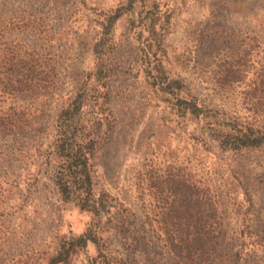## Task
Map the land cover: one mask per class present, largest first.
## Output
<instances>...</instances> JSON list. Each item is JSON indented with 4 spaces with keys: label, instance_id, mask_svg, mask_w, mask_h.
Wrapping results in <instances>:
<instances>
[{
    "label": "rangeland",
    "instance_id": "1",
    "mask_svg": "<svg viewBox=\"0 0 264 264\" xmlns=\"http://www.w3.org/2000/svg\"><path fill=\"white\" fill-rule=\"evenodd\" d=\"M0 16V48L41 71L29 95L10 94L0 74V264H49L90 230L102 251L88 241L71 264H264V150L202 144V122L174 107L195 97L253 116L244 100L264 79V0H0ZM79 90L103 117L100 220L61 200L47 157L56 115ZM176 184L187 185V210Z\"/></svg>",
    "mask_w": 264,
    "mask_h": 264
},
{
    "label": "trees",
    "instance_id": "2",
    "mask_svg": "<svg viewBox=\"0 0 264 264\" xmlns=\"http://www.w3.org/2000/svg\"><path fill=\"white\" fill-rule=\"evenodd\" d=\"M122 9L119 8L104 18L101 24V38L94 45L95 54L103 55L111 28L122 15ZM1 17L0 45L6 46L7 42H3L6 27ZM0 58V70H3L0 74L7 81L5 89L10 94L29 95L35 78L41 79V71L29 58V54L15 48L11 50L3 47L0 48ZM227 72L226 69L223 71L224 78L219 82L220 85L226 84ZM171 85H176L178 88L180 83L167 82V88ZM256 88L259 92L258 96L244 100L249 105L247 110L252 112L253 116H240L212 102L201 101L195 97L176 98L174 107L180 116L190 115L202 122L200 141L202 144L213 146L224 153L264 150V124L259 120L264 112V79L258 82ZM87 96L85 90H79L67 100L66 105L56 115L54 139L49 145L47 157L53 162L52 182L61 200H76L81 209L91 212L100 220L108 208L105 194L95 193L94 167L97 152L103 141L101 136L103 117H100L98 112L87 110ZM175 186L174 192L182 196V202L185 201L183 207L187 210L189 208L187 185ZM197 202L201 203V200L197 199ZM214 212L216 216V206ZM202 229L197 227L195 235H200ZM214 229L216 232L218 224ZM216 234L218 235V232ZM255 237L260 239L258 242L260 247H264V234H255ZM88 241L95 244L100 252L102 251L99 239L90 230L77 239L64 241L49 264H71V256L77 248L85 246ZM235 257L237 255H234ZM113 264L124 263L115 259Z\"/></svg>",
    "mask_w": 264,
    "mask_h": 264
}]
</instances>
